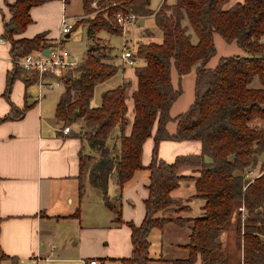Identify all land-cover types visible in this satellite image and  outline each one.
<instances>
[{
    "label": "trees",
    "instance_id": "16d2710c",
    "mask_svg": "<svg viewBox=\"0 0 264 264\" xmlns=\"http://www.w3.org/2000/svg\"><path fill=\"white\" fill-rule=\"evenodd\" d=\"M48 1L4 0L9 18L3 21L1 37L9 43L10 59L51 45L44 34L17 37L31 23L30 8ZM228 2L175 0L168 5L163 1L152 11L148 0H81L82 19L73 24L71 31L78 25L85 26L90 47L77 66L59 75L63 92L54 116L62 128L77 125L75 136L89 150L78 155L79 197L81 179L86 178L91 187L99 190L114 223L123 221L119 200L109 196V180L113 178L121 193L134 182L137 172L147 171L144 216L139 225L126 222L131 253L120 259V264H148L150 232L171 223L188 229L187 243L183 245L186 253L173 260L160 259L162 264H194L197 259L201 264H264V162L256 177H246L264 154V0H243L226 8ZM93 5L102 10L90 17L97 9ZM120 10L140 17L152 15L161 37L159 42L147 41L132 50L137 83L131 92V122L125 103L128 80L101 92L99 104L91 105L97 86L124 70L111 47L95 43L96 34L102 30L120 33L114 20ZM214 35L236 44L243 54L221 56L214 67H207L216 55ZM144 37L154 39V33L147 31ZM11 66L6 76V98L16 78L28 77L25 83L36 80L35 73L30 77L17 65ZM194 67L193 101L184 112L171 117L169 109L182 93L180 86L173 87L171 71L181 78ZM27 107H12L0 122L20 118ZM255 120L261 123L255 125ZM171 121L176 128L170 134L166 124ZM149 137L154 145L150 161L144 166L140 159L142 145ZM160 141H198L200 153L178 155L167 163L157 155ZM182 165L197 167L198 176L178 175ZM191 180L195 197L203 200V212L195 218L174 217L173 214L187 210L188 200L172 198L170 193ZM241 207L245 212L243 230ZM74 216L78 217L79 211ZM233 216L236 236L234 250L229 254L223 251L219 236ZM5 257L0 251V261Z\"/></svg>",
    "mask_w": 264,
    "mask_h": 264
},
{
    "label": "crops",
    "instance_id": "0c3cea01",
    "mask_svg": "<svg viewBox=\"0 0 264 264\" xmlns=\"http://www.w3.org/2000/svg\"><path fill=\"white\" fill-rule=\"evenodd\" d=\"M12 1L7 0L8 3ZM77 2L78 0H50L30 8L31 23L17 37L32 38L37 34H44V39L52 43L58 38L60 19L63 14L67 15V9V16L70 18L80 17L82 12L77 14L71 10ZM237 2L242 3L243 0H229L226 8ZM161 3L152 9L148 0V8L156 11ZM0 10L2 12L0 16L1 37L3 21L9 18L4 0H0ZM74 19L72 20L75 22ZM147 19H151L152 25L144 23ZM138 25L141 31L145 29L153 32L154 40L160 41V33L154 26L152 15L141 16ZM84 28L86 30L85 26ZM71 32L68 38H70ZM114 34L120 35V33ZM139 35L140 37L135 39L132 34V41H142L145 38L144 33L139 32ZM214 38L215 35L213 41ZM86 40L88 48L90 42L87 37ZM261 41L264 42V36ZM227 44L234 45V43ZM239 51L240 54L234 52L233 55H242L243 52ZM210 60L206 66L212 68L217 61L210 63ZM11 69L9 43L5 41L0 43V118L6 116L12 107L18 109L24 106L28 107L20 118L0 122V251L6 256L0 261V264H83L82 261L96 259L93 254H101L99 250L94 251L92 256L87 258L88 260L81 257L85 256L82 252L93 246L97 240L93 231L79 225L72 228L73 222L80 219V207L89 205L96 207L97 215L107 216L106 213H108L107 217H110L108 224L103 228V231L106 232H103L105 234L101 237L107 242L111 238L113 242L107 259L117 258L119 261L122 258H128L131 253L130 237L127 247L122 253L119 252L125 245L118 243V238L121 233L124 235V240L128 235L130 236V229L126 222L139 225L144 216L143 201L147 197V171L137 172L134 182L124 188L121 193L118 192L116 186L110 193L108 192L110 198L119 200L123 221L121 224L113 222V214L104 206L101 194L97 202L96 194L93 193L86 178L81 179L83 187L79 197L78 155L80 152L89 153V150L85 142L75 136L78 126L68 125L69 132L67 134L62 132L61 123L57 122L54 116L55 107L51 109L49 103L43 100L46 93L43 90L39 93L36 80L25 83L24 81L28 77H25L24 80L16 78L12 83L8 98H6L4 96L6 76ZM194 69L195 67L182 75L181 78L174 70L171 71L173 87L180 86L182 89L181 95L169 109L171 117L182 113L180 110L183 109V106L187 109L193 101ZM32 74L34 73H27L30 77ZM115 76L117 79L113 80L107 89L120 84L122 78L130 81L125 103L126 116L131 122L133 118L131 92L136 89L137 83L133 68L129 70L124 66V70ZM185 79L189 85L191 82L193 83L192 98L188 89L187 95L189 96H186V102L185 99L181 100L182 82ZM107 89H101L100 93ZM99 101L100 97L98 103L92 106H97ZM175 128V122L166 124V130L170 134L174 133ZM129 130L130 125L126 128V134L129 133ZM153 145L152 137L147 138L142 145L140 159L144 166H147L150 161ZM198 153H200L198 141H160L157 147L158 157L167 163L173 162L178 155ZM196 169L191 165H182L178 168L177 173L184 177H197ZM170 195L172 198L188 200L185 203L188 206L187 210L173 214L174 217L195 218L201 216L203 200L195 197L194 181L182 182ZM136 209H138L137 214L135 213ZM77 211H79V216L75 217L74 214ZM86 233H90V236H85ZM74 234H76L75 238ZM188 234L189 231L185 225L178 226L172 223L164 225L161 229H153L149 236L148 252L151 261L148 264H162L160 259L173 260L184 256L186 252L183 250V245L187 243ZM227 240L228 236L222 233L219 241L226 248L230 246ZM68 243L76 246L72 247ZM194 264H201L200 260L197 259Z\"/></svg>",
    "mask_w": 264,
    "mask_h": 264
},
{
    "label": "rangeland",
    "instance_id": "374dc122",
    "mask_svg": "<svg viewBox=\"0 0 264 264\" xmlns=\"http://www.w3.org/2000/svg\"><path fill=\"white\" fill-rule=\"evenodd\" d=\"M163 1H165L166 4H172V3L175 2V0H149L150 8L155 9L156 5H158L160 2H163ZM93 7L97 8V6H94V5H93ZM71 10L73 11V13L80 14L82 12V10H81V0H78V2L73 5ZM98 11H100V10L97 8L95 10V12L90 14L89 16L90 17H94ZM66 13L68 15V9H67ZM1 15H2V12L0 10V16ZM145 16H149V15H145ZM74 17H71V18L74 19ZM80 19H82V14L80 15V17H77L74 20H75V22H77ZM152 19H153V17H152ZM145 22H147L149 26L152 25L151 19H149V20L147 19V21H144V23ZM59 25H60V23H59ZM147 31H149V30H145V29L143 30L142 29V31H141L139 29V30L134 31V32L133 31H129L128 35H126L127 36L126 38L129 40V45H130V48L132 50L133 49L135 50V48L137 47L138 44L146 43L147 41L154 40V39H143L142 41L140 40V41H137V42H133L132 41V39H131V35L132 34H133L135 39H138L140 37L139 32L140 33H145ZM85 32H86V30H85L84 26L79 25L77 28H75L71 32L70 38H67L65 43H64L65 51L68 52L72 57H75L78 60H81L84 57L85 51H86V48H87V45H88V42H87L86 37H85ZM96 36L99 39L95 43H98L99 45L103 44L104 47H111L112 48V52L115 53L117 56H119V54L121 52V45H122V43H121L122 42L121 34L120 35L119 34H110V33H107L106 31L102 30L99 33H97ZM193 40H195V39H193ZM230 45L231 44H227L223 40H221V38L218 35H215L214 46H215V49H216V55L214 57H212V59L210 60V63H213V62L217 61V59L219 57L223 56V55H233L234 52H238V54L241 53L239 51L240 49L236 46V44L232 45L233 47L230 46ZM118 62L119 61L117 60L116 63H118ZM128 69L131 70V68H129V67H128ZM133 71H134V68H133ZM116 79H117V76H114L111 79H109V80H107V81H105L102 84L97 86V88L95 90V93H94V96H93V99H92V102H91V105H94V104L98 103V100H99V97H100V90L104 89V88L105 89L109 88L111 86V82L113 80H116ZM122 80H126V78H122ZM192 85H193V83L191 82V84L189 85L187 83L186 79L182 82L183 94L181 96V98H182L181 100L185 99V102H186V98L189 96V95H187L188 89L191 92L190 95H191V98H192ZM253 86L254 87L257 86V82L256 81H254ZM30 90H32V88H30ZM43 92L46 93V97L43 100H45L46 103H49L50 108L53 109L55 107V103L57 102V99H58L59 95L63 92V88H62V86L54 87V88H51V89L44 88ZM127 93H128V90H127ZM127 97H128V95H127ZM40 102H41V100H40ZM185 109L186 108L183 106V109L180 110V111L183 112ZM170 123L173 124L172 121ZM259 123H261L259 120H255L253 124L257 125ZM109 143H111V142H109ZM262 162H264V154H262L259 157L258 166L251 170L252 174L249 175V178H254V177H256L259 174V171H260L259 166H260V163H262ZM115 186L116 185L114 183V180H113V178H111L109 180V182H108V192L110 193L112 191V189L115 188ZM90 188L93 190V193L96 194L95 199H97V202H98V200L100 199L99 190H97L96 188H93V187H90ZM94 203L96 204V201H94ZM95 209H96V207H93V206H90V205L89 206H84L83 208L80 207V212H81L80 213V219L78 221H75V223L73 222V225H72V228H75L76 225L77 226L79 225V226L85 227L87 230L93 231V233L96 235L95 238H97V240H95V243H94L93 246L87 248L86 250H84V252H82V254H84L85 256H81V257H82V259L86 260L87 258H90L92 256L94 251L99 250V251H101V254H98V253L97 254H93V257L96 258L95 260L97 261V264H120L117 258H113V260L111 258L107 259V257L109 256V253H110V251H111V249L113 247L112 239L111 238L108 239V242H107V240H105L104 238H101L105 234L103 232H106V231H103L104 225L108 224L110 217H107L108 213H106L107 216L106 215L105 216L104 215H99V214L97 215ZM137 212H138V209L135 210L136 214H137ZM240 213L242 215V216H240L241 217V219H240V229L243 230V221H244V218H245L244 217L245 212L243 210ZM234 225H235V216H233L231 218V220L226 225V229L222 232V233H225L228 236L227 242H229L230 244H232L234 242V239H235V236H236V233H235V230H234ZM72 232H74L73 229H72ZM86 235L90 236V233H86L85 236ZM73 236L75 238L76 234H74ZM128 240H129V235L127 236V239L124 240V235L121 233L120 237L118 238V243L124 244L125 247L124 248L121 247V250H120L119 253L124 252V250L127 247ZM68 244L70 246H72V247L76 246V245L73 246L71 243H68ZM222 249H223L224 252L225 251L229 252L230 250H234V247H233V244H232V246L230 245L229 248L228 247L226 248V247H224V245L222 243ZM229 254H231V253L229 252ZM72 257H75V256L72 255ZM92 259H94V258H92ZM77 264H80V263H77Z\"/></svg>",
    "mask_w": 264,
    "mask_h": 264
},
{
    "label": "built area",
    "instance_id": "2783aa9c",
    "mask_svg": "<svg viewBox=\"0 0 264 264\" xmlns=\"http://www.w3.org/2000/svg\"><path fill=\"white\" fill-rule=\"evenodd\" d=\"M100 11L102 9H99ZM140 16L128 11L120 10L114 14L115 23L119 29L122 38L121 52L119 54V59L123 66L134 68L136 62L132 58V49L130 48L129 41L126 38L129 31L139 30L138 20ZM73 20L63 14L60 19L59 34L58 38L54 40L51 45L42 50L32 51L19 59H10L11 64L17 65L24 72L35 73L36 74V86L39 93H41L44 88H54L62 86L60 80H58L59 75L66 69L73 68L77 66L82 60H78L72 57L64 49V36L69 34L73 28ZM5 40L0 37V43H4ZM43 50H48L47 55L43 53ZM62 132L67 134L69 132V127L66 126L62 128ZM252 172H249L246 177H249ZM243 211V208H239ZM83 264H96L95 259L89 261H82Z\"/></svg>",
    "mask_w": 264,
    "mask_h": 264
},
{
    "label": "water",
    "instance_id": "95a60500",
    "mask_svg": "<svg viewBox=\"0 0 264 264\" xmlns=\"http://www.w3.org/2000/svg\"><path fill=\"white\" fill-rule=\"evenodd\" d=\"M68 37H69V34H66V35L64 36V38H68ZM43 53H44L45 55H47L48 50H43ZM231 159H233V155H231Z\"/></svg>",
    "mask_w": 264,
    "mask_h": 264
}]
</instances>
